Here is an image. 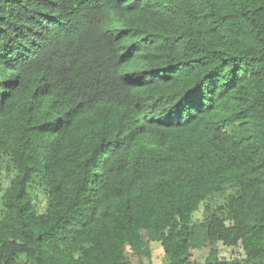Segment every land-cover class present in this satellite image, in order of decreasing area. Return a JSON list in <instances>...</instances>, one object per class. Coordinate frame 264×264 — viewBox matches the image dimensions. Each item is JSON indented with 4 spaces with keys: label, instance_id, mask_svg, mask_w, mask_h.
<instances>
[{
    "label": "trees",
    "instance_id": "1",
    "mask_svg": "<svg viewBox=\"0 0 264 264\" xmlns=\"http://www.w3.org/2000/svg\"><path fill=\"white\" fill-rule=\"evenodd\" d=\"M213 196L264 264V0H0V264H193Z\"/></svg>",
    "mask_w": 264,
    "mask_h": 264
},
{
    "label": "rangeland",
    "instance_id": "2",
    "mask_svg": "<svg viewBox=\"0 0 264 264\" xmlns=\"http://www.w3.org/2000/svg\"><path fill=\"white\" fill-rule=\"evenodd\" d=\"M38 210L41 214L47 210L45 199L38 193ZM223 199L219 196H213L203 204L199 211L192 216V226L195 232L194 249L192 250L191 261L193 264H205L207 261H232L238 260L245 263L246 257L241 246L235 248L225 247L221 242H208L204 237L203 224L207 218V208H214ZM150 250L152 254L151 264H165L166 258L159 243H151Z\"/></svg>",
    "mask_w": 264,
    "mask_h": 264
}]
</instances>
